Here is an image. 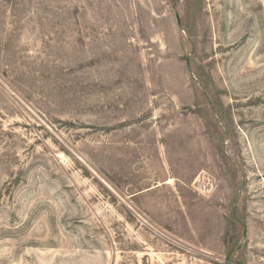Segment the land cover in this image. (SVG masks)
<instances>
[{
    "label": "rangeland",
    "instance_id": "1",
    "mask_svg": "<svg viewBox=\"0 0 264 264\" xmlns=\"http://www.w3.org/2000/svg\"><path fill=\"white\" fill-rule=\"evenodd\" d=\"M0 264H264V0H0Z\"/></svg>",
    "mask_w": 264,
    "mask_h": 264
},
{
    "label": "water",
    "instance_id": "2",
    "mask_svg": "<svg viewBox=\"0 0 264 264\" xmlns=\"http://www.w3.org/2000/svg\"><path fill=\"white\" fill-rule=\"evenodd\" d=\"M175 11H176V17L178 19V23L180 24V16H179V13H178V11L176 9H175Z\"/></svg>",
    "mask_w": 264,
    "mask_h": 264
},
{
    "label": "bare ground",
    "instance_id": "3",
    "mask_svg": "<svg viewBox=\"0 0 264 264\" xmlns=\"http://www.w3.org/2000/svg\"><path fill=\"white\" fill-rule=\"evenodd\" d=\"M168 180H169V179H168ZM171 181H172V179H170V181H169V182H171ZM173 181H174V180H173ZM172 183H173V182H172ZM172 183H171V184H172ZM167 184H169V183H167Z\"/></svg>",
    "mask_w": 264,
    "mask_h": 264
}]
</instances>
